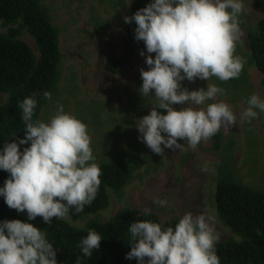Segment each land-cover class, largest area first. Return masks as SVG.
<instances>
[{"label":"clouds","instance_id":"9594fccd","mask_svg":"<svg viewBox=\"0 0 264 264\" xmlns=\"http://www.w3.org/2000/svg\"><path fill=\"white\" fill-rule=\"evenodd\" d=\"M243 11V0H153L124 17L126 24L135 23L134 38L144 42L149 54L145 58L148 70H140L139 92L144 98L154 97L155 103L135 126L141 134L138 139L153 153L164 156L165 148L184 151L185 143L195 149L222 127L236 125L237 116L230 105L223 101L206 104L218 94L224 95V89L207 84L206 90L189 91L181 82L208 81L213 76L222 82L239 78L246 62L235 55ZM140 55L144 56V51ZM37 95L19 103L24 138L6 143L0 151V169L10 174L0 196L10 209L26 210L29 221L39 216L50 224L53 218L67 217L70 208L80 213L93 202L101 184V169L90 147L87 125L66 113L62 105L48 122L33 119ZM43 97L51 100V93L45 91ZM246 104L240 120L258 118L255 109L264 112V100L257 94ZM173 105L187 107L176 110ZM157 109L166 110V114ZM29 142L21 151L20 145ZM153 203L166 206L167 201L158 198ZM149 214L145 208V215ZM129 232L131 250L125 258L136 259L138 264H220L215 251L219 234L203 214L185 213L174 228L166 229L152 221L133 222ZM101 239L90 230L79 244L83 256L91 257ZM0 264H57L56 250L46 233L32 223L4 220L0 222ZM75 264H81L79 257Z\"/></svg>","mask_w":264,"mask_h":264},{"label":"rangeland","instance_id":"374dc122","mask_svg":"<svg viewBox=\"0 0 264 264\" xmlns=\"http://www.w3.org/2000/svg\"><path fill=\"white\" fill-rule=\"evenodd\" d=\"M129 0H40L47 7L51 21L58 29L61 52L58 91L47 100L40 110L41 120L48 122L62 105L66 113L74 115L88 127L90 147L95 162L109 160L118 154L137 158L140 164L131 179L117 193L108 191L109 205L81 219L63 218L74 226H82L88 220H106L123 207L145 208L157 214L163 223L173 217L181 218L191 212L203 214L219 234V240L239 239L219 219L214 200L218 164L231 156L236 177L254 187L264 189V112L255 109L258 118L240 120V113L247 108L246 100L257 94L264 100L261 73L250 62L247 30L255 27L264 16V0H243L244 11L239 16L242 35L236 42L235 55L246 62V80L237 87H220L224 95L206 104L223 101L230 105L237 116L236 125L218 131L221 134L219 150L213 149V139L201 141L195 149H164V156L152 152L138 137L135 121L150 114L154 97H142L140 70H148L146 48L136 52L127 65L112 74L105 67V60L119 55L124 40V17L127 16ZM94 24L105 27L97 32ZM6 28L0 25V32ZM21 38L36 51L31 36ZM141 51L145 55L141 56ZM153 57L155 54H151ZM207 84H215L210 78L181 82L189 91L206 90ZM217 86V85H216ZM154 96V90L152 92ZM6 94L0 92V103ZM203 108L206 105H189ZM180 110L187 105H173ZM162 114L166 110L157 109ZM162 135H166L163 134ZM163 147V145H161ZM151 159H148V158ZM155 164L157 168H155ZM167 201L166 206L154 204L156 199ZM58 264V263H57Z\"/></svg>","mask_w":264,"mask_h":264},{"label":"trees","instance_id":"16d2710c","mask_svg":"<svg viewBox=\"0 0 264 264\" xmlns=\"http://www.w3.org/2000/svg\"><path fill=\"white\" fill-rule=\"evenodd\" d=\"M151 2L153 0H133L127 16H132ZM0 25L6 28L0 32V92L6 94L5 100L0 103L2 151L6 143H18L19 139L24 138L25 126L19 103L33 93L38 94L35 97L37 107L33 119H41L40 110L47 101L43 93L47 91L53 96L58 91L62 55L58 29L40 0H0ZM123 25L124 40L119 55L105 60V67L112 74L118 73L136 52L145 48L143 41L134 38L135 23L124 22ZM94 28L97 32L105 29L100 24H94ZM24 33L33 38L36 51L21 38ZM247 42L250 62L261 73V85L264 88V16L257 20L255 27L247 30ZM245 76L244 66L237 79L222 82L214 76L211 78L218 87L238 88L246 80ZM220 138L219 132L212 137L213 149L216 151L220 148ZM28 146L30 142L20 145V150ZM233 163L232 157L228 156L218 164L214 200L219 219L239 239L218 240L215 251L220 264H264V189L240 181L234 173ZM97 164L101 169L97 196L80 213L70 208L68 215L72 219H81L106 208L109 205L108 191L119 192L131 179L140 162L123 153ZM9 176L8 172L0 169V188L4 187ZM16 219L32 223L46 233L47 240L56 250L58 264H75L77 257L81 264H138L136 259L125 258L131 250V223L152 221L166 229L169 226L174 228L180 218L173 217L169 223H163L153 211L145 215V210L123 207L106 220L92 218L82 226H74L59 218H53L50 224H46L39 216L29 221L26 210L20 213L10 209L4 197L0 196V222ZM90 230H95L102 239L99 249H94L91 257H85L79 244Z\"/></svg>","mask_w":264,"mask_h":264}]
</instances>
